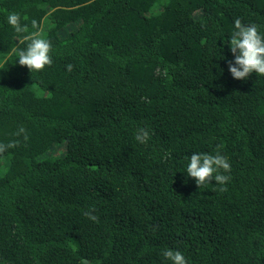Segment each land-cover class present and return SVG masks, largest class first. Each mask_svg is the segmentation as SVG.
Segmentation results:
<instances>
[{"label": "trees", "instance_id": "obj_1", "mask_svg": "<svg viewBox=\"0 0 264 264\" xmlns=\"http://www.w3.org/2000/svg\"><path fill=\"white\" fill-rule=\"evenodd\" d=\"M237 18L264 33V0H0V264H264V75L227 70ZM193 152L229 179L198 186Z\"/></svg>", "mask_w": 264, "mask_h": 264}, {"label": "clouds", "instance_id": "obj_2", "mask_svg": "<svg viewBox=\"0 0 264 264\" xmlns=\"http://www.w3.org/2000/svg\"><path fill=\"white\" fill-rule=\"evenodd\" d=\"M6 22L12 26L16 33L27 31V25L20 23V18L15 12L7 15ZM31 25L33 28H37V21L33 19ZM23 39L29 42L24 49L16 51L15 62L26 66L31 72L40 70L50 63V45L46 39L40 36L39 30L24 36ZM228 47L233 55V60L228 63L227 69L232 78L246 79L253 72L264 75V33L259 32L256 25H245L241 23L240 19H235ZM148 135L149 133L141 128L137 130L135 139L140 143H145ZM229 169L230 164L227 158L218 152L216 154L193 152L187 157L184 172L188 177L194 178L198 186L209 182V180L223 185L229 179L224 174ZM162 256L169 264H186L185 256L177 249L165 248L162 251Z\"/></svg>", "mask_w": 264, "mask_h": 264}, {"label": "rangeland", "instance_id": "obj_3", "mask_svg": "<svg viewBox=\"0 0 264 264\" xmlns=\"http://www.w3.org/2000/svg\"><path fill=\"white\" fill-rule=\"evenodd\" d=\"M66 152V143L57 144L54 150L49 151L45 159H58Z\"/></svg>", "mask_w": 264, "mask_h": 264}]
</instances>
